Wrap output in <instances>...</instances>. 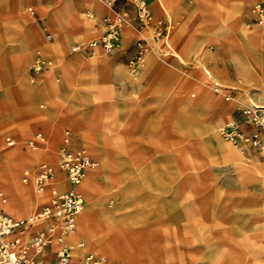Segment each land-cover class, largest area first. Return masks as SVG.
Listing matches in <instances>:
<instances>
[{
  "label": "rangeland",
  "instance_id": "1",
  "mask_svg": "<svg viewBox=\"0 0 264 264\" xmlns=\"http://www.w3.org/2000/svg\"><path fill=\"white\" fill-rule=\"evenodd\" d=\"M138 1L114 0L109 6L108 0H76L73 7L80 23L74 25L62 18L65 0H0V163L7 150L16 153L9 163L39 153L40 161L15 163L20 188L32 196L40 192L34 183L24 185L25 170L35 164L55 169L51 184L40 193L48 199L34 204V215L37 206L58 193L50 194L51 185L65 182L56 172L57 160L63 149H70L65 138L76 127L82 146L78 148L96 162L89 172H97L103 159L111 176L99 188L100 206L94 216L100 219L104 208L114 212L118 229L114 257L87 245L89 250L106 255L111 264H125L122 259L128 253L127 264H264V184L258 181L264 174V143L252 158L247 157L249 147L227 143L219 134L231 121L249 126L242 111L250 103L264 105V37H259L264 24L249 22L253 0H156L148 7L145 25L138 18ZM44 14L55 22L46 24ZM118 18L120 29L112 47L106 51L98 44L95 50L106 63L99 69L108 74L109 98L76 105L68 95L72 102L64 105L81 117L97 115V124L56 113L49 77L57 88L66 85L70 71L67 68L63 77L62 65L64 59L74 60L78 68L72 89L82 88L92 69L86 71V62L94 54L80 51L88 49L91 40L107 36ZM76 46L81 49L73 52ZM144 46V61L134 72L132 63ZM208 53L215 55L214 61L206 62ZM243 55L247 62L234 59ZM36 56L49 66L51 61L52 67L32 71ZM215 83L219 93L214 92ZM211 102L218 104L208 114ZM228 107L229 116L215 120ZM33 116L44 121L48 137L41 125L27 132L30 123L25 122ZM85 128L97 136L98 148L91 138H83ZM37 131L44 141L29 149L27 141L36 143ZM214 134L230 149L241 150L246 163L228 162L209 148L216 146ZM10 138L16 144L7 148ZM50 142L57 146L54 163L41 157V147ZM1 182L0 173V197L7 199L4 207L10 214V198Z\"/></svg>",
  "mask_w": 264,
  "mask_h": 264
},
{
  "label": "built area",
  "instance_id": "2",
  "mask_svg": "<svg viewBox=\"0 0 264 264\" xmlns=\"http://www.w3.org/2000/svg\"><path fill=\"white\" fill-rule=\"evenodd\" d=\"M112 6L114 0H108ZM139 21L145 25L149 17L148 7L143 0L138 1L136 6ZM253 20L251 24H264V4L255 3L250 11ZM248 24V27L251 25ZM120 29V19L109 26L108 34L102 39L92 41L88 48L102 44L106 50L112 47L114 36ZM81 47H73L72 51L77 52ZM147 49L140 47L139 54L132 63V68H139L143 63V56ZM49 62L37 58L32 65L34 72L44 71ZM138 66V67H137ZM220 86L215 83L214 92H220ZM227 100L229 98H226ZM245 122L255 129L252 134H246L236 121H231L219 129L221 138L234 146L245 145L259 151L262 149L264 139V106L250 105L242 111ZM37 142H43L41 134L35 135ZM30 146L35 142H30ZM58 169L65 174L69 189L53 196L48 202L42 205L34 215L27 218H12L2 211L6 200L0 197V264H72L73 248L67 241L76 231V219L84 208V198L78 190L84 175L89 169L96 166L87 154L80 150L63 149L58 156ZM32 171L26 170L23 176V183L30 180ZM54 175L52 167L47 164H39L33 169V182L40 191L46 188L48 180ZM45 223L44 226L34 230L37 223ZM54 247L53 252L45 255V251ZM79 247H83L82 244ZM81 264H107L104 257H98L88 253L81 259Z\"/></svg>",
  "mask_w": 264,
  "mask_h": 264
},
{
  "label": "bare ground",
  "instance_id": "3",
  "mask_svg": "<svg viewBox=\"0 0 264 264\" xmlns=\"http://www.w3.org/2000/svg\"><path fill=\"white\" fill-rule=\"evenodd\" d=\"M32 1H35V0H32ZM71 1H72V3H71ZM75 1L76 0H65L66 8L62 12V18H68L71 21V23L74 25L80 23L79 18H78V11L73 7V4ZM69 3H71V4H69ZM43 19H44L45 23L48 25L52 24L53 21L55 22V20H56V19L54 20L53 17L49 16L48 14L47 15L44 14ZM30 32L31 31H26L25 35L27 37L31 36L32 33H30ZM259 34L258 35H259L260 39L263 40L264 30ZM60 38L58 41L61 40ZM165 38L166 37L164 36V39ZM29 41L30 42L32 41L31 37H30ZM30 42H29L28 47L32 46ZM106 51H108V50H106ZM245 56L246 55H243L242 57H236L234 59L243 61ZM214 59H215L214 54L208 53V55L206 56V62H207V60L208 61L209 60L214 61ZM62 67H63V70H62L61 74L63 75V77L66 78L68 66L66 64H64V65H62ZM204 70L206 72L205 74H206L207 79L211 81L212 76H211L210 72L205 67H204ZM260 97L264 98V89L262 90ZM217 104L218 103H212L211 102L209 104L210 107H208L206 110V113L208 111V114H210L214 109H216ZM250 104L255 105L254 103H250ZM261 106H264V105H261ZM261 106H259V107H261ZM230 109H231L230 107L223 108L215 120L223 119V118H226L227 116H229ZM69 119H71V118H69ZM76 125H77V123H76ZM212 125H213V123L211 125H209L210 128ZM214 130L215 129L212 128V129H210V132L212 131V134H213V133H215ZM79 133H80V131L79 130L77 131L76 127H75L73 134H76L78 136V135H80ZM82 136H83V138H85V141H87V142H89V139L91 138L93 140V142H92L93 146L96 145L95 147L98 148L99 144H98V142L97 143L95 142L96 141L95 139L97 138V136L96 135L92 136L90 131H89V128L88 129L85 128L83 130ZM213 138H214V143L216 144V146L218 148V151L221 152L222 155H225L227 157L225 160H228V162H237L239 164L246 163V161L241 160L242 159L240 157L241 150L235 151V150L230 149L224 143L219 141V139L216 137L215 134L213 135ZM69 141H70L69 137L65 138L64 143L66 144L65 145L66 148H69ZM51 145H53V146H51ZM56 148H57V146L54 145L53 142L52 143L50 142V146L49 145H46V146L43 145L40 149V151L42 152L41 157L54 163L55 162L54 161L55 156L57 154ZM82 152L87 154L85 151H82ZM14 154H16L14 151L7 150L4 154V157H3L4 161L0 163V173H1V181H2L1 182V186H2L1 188L4 189L9 195L10 203L7 205V210L10 214L18 215V214L25 213V214H27V216L31 217L33 215L32 209H33L34 204H41L43 202H46L48 197L40 194L44 191V189L42 191L37 189L40 193H38V195L32 196L30 191H28L27 189H25L23 187L20 188L19 182L17 180L19 178L18 176H19V172H20L18 165H20L22 162H26V161H34V160L40 161L39 153H37L36 155H27V156L21 157V158L18 156V158L15 161H10V163H9L8 161L12 158V156ZM99 160H100V168L98 169V171L97 172H89V171L86 172L84 175L83 181L81 182V184L79 186V191H80L81 195H82V193H84L87 200H86L84 214L78 220V223H77L76 240L84 242L86 244V246L89 245L93 248H100L104 252L110 253L114 257L115 251L111 250V249L113 247V242H114L113 240L115 238L114 237L115 233L118 232V229L115 228L116 216H115L114 212H112L108 209H105V208L102 211V216L100 219L98 217L94 216L97 207L100 206V201L98 198L99 197V190H100L99 188L102 185L106 186L109 183V177L111 179V176H109L110 173L107 169L105 161L103 159H99ZM17 161H18V165H17L18 174H17V168L15 169V163H17ZM7 163H9V164H7ZM261 169L264 173V166H261ZM53 171H54V175H55V169ZM54 175H53V177H54ZM51 179H49V180H51ZM49 180L47 183L48 187H49V184H51V183H49ZM258 181L260 182V184H262V182L264 184V174H263V177L261 178V180H258ZM65 185H66L65 182H61V181L56 180V182H54V184L51 185L52 188L49 191L50 194L58 192L61 188H64ZM87 213L90 214V216H86ZM118 255H119V253H117V256ZM129 259H130V254L128 253L125 256H123L122 261L125 264H127V262H129L128 261Z\"/></svg>",
  "mask_w": 264,
  "mask_h": 264
},
{
  "label": "crops",
  "instance_id": "4",
  "mask_svg": "<svg viewBox=\"0 0 264 264\" xmlns=\"http://www.w3.org/2000/svg\"><path fill=\"white\" fill-rule=\"evenodd\" d=\"M143 1H145V3H146V5H147V7H150L151 6V8H152V5L156 2V0H143ZM152 2V3H151ZM257 2H261L262 4H264V0H253V2H252V6L255 4V3H257ZM71 3H72V1H71ZM70 3V4H71ZM151 3V4H150ZM251 6V7H252ZM152 11H153V9H152ZM153 13L154 14H156L154 11H153ZM158 14H161V13H158ZM252 20H253V17H252V15H251V13H250V18H249V22L250 23H252ZM249 23V24H250ZM64 27V26H63ZM60 28V27H59ZM63 29V28H62ZM167 36H168V32H167V34L165 35V37L167 38ZM166 38L164 39V41L166 40ZM91 41H95V40H91ZM97 49V46L96 47H93V48H88V49H84L83 51H80V52H82V53H84L85 55H93L94 54V56L90 59V61H88V63L86 62V71H88L89 72V70L87 69L88 68V66H90L92 69H91V72H89L90 73V78L88 79V80H85L86 82L84 83V85L82 86V88H80V89H78V90H73L72 89V82H73V74H74V72L76 71V69L75 68H78L77 66H76V62L74 61V60H72V61H65V59H64V62L67 64V66H68V69H69V71H70V75H68L69 76V80H68V82H67V84L66 85H64L63 87H61V88H57L56 86H55V84L54 83H52V78L53 77H49V85L52 87V95H53V99H54V104H55V109H57V111H56V113H59V112H61L62 114H64V115H68V116H72V117H78V118H80L81 120H84V121H86V122H91L92 124H97V118H96V116L97 115H95V117H94V115L92 116V115H88L87 117H81L80 115H76L75 113H73L72 111H71V109H67L64 105L66 104V102L68 103V104H70L71 102H70V100L68 101V95L69 96H71L74 100H75V102H74V104L76 103V105H84V104H88V103H90L91 104V101L94 99H96V101L97 102H99L100 100H104V99H108L109 98V93H110V90H109V86H108V77H107V73H102V71H101V69H99V67L100 66H102L103 64L105 65L106 63H101L103 60L98 56L99 55V53H100V51H99V49L97 50V52L95 53V50ZM44 57H46V56H44ZM37 58H42V57H40V56H36L35 57V59H37ZM42 59H44V58H42ZM50 59V58H49ZM45 60V59H44ZM35 61V60H34ZM47 61V60H46ZM109 61V60H108ZM33 62V61H32ZM241 62H247V61H241ZM85 63V62H84ZM82 64V63H81ZM81 64H78V66H80ZM239 64H241V63H239ZM52 62L50 61V66L47 68V69H45L44 71H48V69H50L52 66ZM70 65V66H69ZM43 71V72H44ZM85 71V72H86ZM57 73V72H56ZM46 78V77H45ZM43 81V80H42ZM42 81H40L41 83H42ZM57 82H59V81H57ZM63 83H64V79H63ZM62 83V84H63ZM61 84V85H62ZM70 102V103H69ZM93 102V101H92ZM96 118V119H95ZM62 120V119H61ZM63 121V120H62ZM61 121V122H62ZM25 122V121H24ZM26 124L27 123H30V130L29 131H27V132H31V131H33L34 129H35V126L36 125H41V126H43V131H44V133H45V130H44V121L42 122L41 121V119L40 118H38V117H35V116H33V117H29V119L25 122ZM242 129L244 130V132L246 133V134H252L253 132H255V129H253L252 127H250V126H243L242 127ZM26 132V133H27ZM25 134V133H24ZM36 134H41L42 136H43V134H42V132L41 131H37V133ZM35 134V135H36ZM70 134V136L71 137H69L70 138V141H69V148H70V150H78V149H82V148H78V147H80L81 146V144L79 143V136H77L76 134H73V133H69ZM35 135H34V137H35ZM45 135L47 136V134L45 133ZM22 136V135H21ZM48 137V136H47ZM11 140V141H10ZM10 140L9 141H7L6 142V147L7 148H12V147H14L15 146V144H16V142H15V140L14 139H11L10 138ZM44 141V140H43ZM30 142H35V141H32V140H29V141H27V146H28V148L29 147H31L30 145H29V143ZM262 142L264 143V140H262ZM41 143H43V142H36L35 144H41ZM82 147V146H81ZM209 148H211L213 151H217L218 152V148H217V146H215V147H213V146H211V147H209ZM30 149V148H29ZM249 149H251V151H250V153L251 154H249V155H247V157H256L255 155L257 154V150H255V149H252V148H250L249 147ZM0 152H1V148H0ZM87 155H89V154H87ZM93 155H89V157L91 158V159H93V161L95 162V159L92 157ZM57 162H58V160H57ZM37 165H39V164H35V165H33V166H31L30 168H28V169H26V170H31L32 171V175H33V169L37 166ZM25 170V171H26ZM91 170H93V169H89V170H87V172L88 171H91ZM56 172L58 173V174H60L61 175V177H62V179L65 181V183H66V186L64 187V188H61L59 191H58V193L56 194V195H58V194H60V193H62V192H64V191H66V190H68L69 189V184L67 183V181H66V177H65V174L63 173V172H61L59 169H58V166H57V168H56ZM31 175V177H30V180H29V182H27V183H24V185H26V186H32L33 185V176ZM78 190H79V187H78ZM80 192V191H79ZM56 195H54V196H56ZM53 197V196H52ZM52 197H50V198H52ZM49 198V199H50ZM44 204H46V203H44ZM44 204H42V205H44ZM42 205H39V206H37V208H36V211H37V209H39ZM5 205H3L2 206V211L5 213V214H7V215H9L10 217H12V218H16V219H19V218H17V217H14V216H12V215H10V214H8L6 211H5V207H4ZM84 210H85V200H84V208H83V210H82V212L77 216V219H76V228H77V222H78V220L83 216V214H84ZM35 211V212H36ZM35 214V213H34ZM45 225V223H42V222H39V223H37L36 225H35V227H34V230H36V229H39L40 227H42V226H44ZM67 243L73 248V250H72V264H81V259L83 258V256H85L86 254H88V253H92V254H94V255H96V256H98V257H104L105 259H106V261H107V264H111L110 263V260L108 259V257L106 256V255H104V254H102L101 252H94V251H91V250H89L88 248H87V246H86V244L84 243V242H82V241H77L76 240V231H75V233H74V235L67 241ZM79 244H82L83 245V247H79ZM53 250H54V247H52V248H50V249H47L45 252V255L46 256H48L49 255V253H51V252H53Z\"/></svg>",
  "mask_w": 264,
  "mask_h": 264
}]
</instances>
